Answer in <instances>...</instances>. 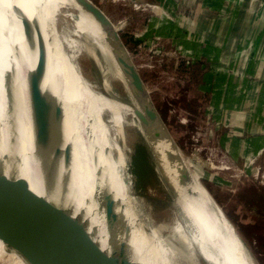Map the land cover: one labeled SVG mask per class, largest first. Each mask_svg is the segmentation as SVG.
Masks as SVG:
<instances>
[{
    "label": "bare ground",
    "instance_id": "obj_1",
    "mask_svg": "<svg viewBox=\"0 0 264 264\" xmlns=\"http://www.w3.org/2000/svg\"><path fill=\"white\" fill-rule=\"evenodd\" d=\"M64 6L76 8L85 35L90 32L86 50L94 66L95 86L81 78L59 44L56 22ZM78 7L74 0H0V163L5 173L11 176L18 170L17 176L39 196L50 176L60 181L72 177L74 198L87 228L103 249L109 243L119 246L128 264H201V258L208 264H255L232 229L217 225L219 212L205 190L192 176L188 183L176 160L168 158L171 153L180 160L169 150L172 137L157 118L146 89L113 39L96 21L88 24ZM32 74L34 86H30ZM111 78L125 84L128 99L113 92ZM31 87L43 99L35 91L32 95ZM106 112L116 138L104 120ZM128 114L136 115L157 176L181 213V219L168 227V237L151 227L143 229L148 248L144 253L112 239L104 219L107 211L120 217L129 211L121 208L128 188L120 177L126 168ZM128 222L130 228L135 226L132 218ZM0 264L28 263L0 239Z\"/></svg>",
    "mask_w": 264,
    "mask_h": 264
},
{
    "label": "rangeland",
    "instance_id": "obj_2",
    "mask_svg": "<svg viewBox=\"0 0 264 264\" xmlns=\"http://www.w3.org/2000/svg\"><path fill=\"white\" fill-rule=\"evenodd\" d=\"M87 1L110 27L128 63L141 78L146 94L148 91L156 112L174 141V152L178 154L184 168L208 194L212 206L217 208V225L232 229L254 263L264 264V185L261 182L264 177V150L249 153L241 146L236 152L227 145L229 143L226 141L229 142L235 138L234 133L241 131L232 125L243 127L245 121L240 118L235 122L227 120L231 112L228 106L222 107L220 102L229 101V86L222 90L214 86L213 77L217 68L213 62L206 61L203 53L198 57L193 53H185L189 44H192L195 48L205 49L206 52H203L208 55V59H213L211 47L202 41V37H197L194 25L178 23V18L194 17L201 10L190 7L191 2L183 5L180 0ZM224 1L229 3L226 2L228 0ZM245 1L248 5H255L256 1L264 3V0ZM230 3L241 4L239 0ZM258 7L254 11H259ZM78 9L86 15L85 21L88 24L94 23L90 15ZM204 11L202 9L201 13ZM56 29L62 50L77 66L81 78L91 87L95 86L94 66L86 50L90 32L85 35L78 10L69 6L62 7ZM244 67L242 71L240 68V71L234 73L228 68L224 73L237 74L241 79H247L251 75H248ZM234 83L238 87L235 90L241 92V100L239 108L231 114L237 112L244 115L250 108L248 95L253 87L246 81ZM110 84L119 98L128 99L122 81L111 78ZM232 94L235 95V91ZM256 108L260 114L264 113L263 104H258ZM131 117L130 114L125 115L126 168L121 170L124 177L120 175L128 188L124 195L127 202L121 208L129 211L122 216L124 218L121 217L122 222L111 217L110 220L107 215L104 219L112 239L117 237L116 240L126 241L144 253L148 248L142 237L145 235L143 229H155L164 238L168 237V227L181 219V213L175 199L157 176L155 162L143 138L142 129L135 121V115ZM104 120L116 138V130L108 112ZM247 136L246 133L239 134L237 138L244 141ZM117 184L119 187L122 185L121 182ZM73 186L72 177L62 181L53 177L43 184L40 196L46 197L53 209L70 224L93 237L83 212L77 207ZM131 218L135 225L132 228L128 222L130 220L131 223ZM201 264L208 263L201 258ZM227 264L237 263L228 261Z\"/></svg>",
    "mask_w": 264,
    "mask_h": 264
},
{
    "label": "water",
    "instance_id": "obj_3",
    "mask_svg": "<svg viewBox=\"0 0 264 264\" xmlns=\"http://www.w3.org/2000/svg\"><path fill=\"white\" fill-rule=\"evenodd\" d=\"M74 1L98 23L106 37L113 39L115 46L123 54L126 64L143 84L139 75L128 63L125 52L115 40L110 27L104 23L93 6L87 0ZM33 78L32 74L30 86H34ZM34 89L31 87V94L33 95L35 91V95L43 99ZM147 95L157 118L163 124L148 91ZM136 115L140 117L138 112ZM171 141L172 149L169 150L174 152V141L173 139ZM167 156L171 161L176 160V164L182 168L184 178L188 180V183L190 180L192 182L181 161L175 159L171 153H167ZM17 173L19 175L18 170L9 176L0 163V239L4 241L7 249L16 250L28 264H128L120 254L119 246L114 248L109 243L106 249H103L94 237L65 220L47 202L46 197L32 193L26 182L18 177ZM53 177L56 176H50L47 181ZM47 181L45 182L47 183ZM105 215L108 216V219L111 217L120 222L123 221L120 216L112 214L110 211L105 212Z\"/></svg>",
    "mask_w": 264,
    "mask_h": 264
},
{
    "label": "crops",
    "instance_id": "obj_4",
    "mask_svg": "<svg viewBox=\"0 0 264 264\" xmlns=\"http://www.w3.org/2000/svg\"><path fill=\"white\" fill-rule=\"evenodd\" d=\"M180 2L183 5L191 2L190 7L200 9L201 12L202 9L205 10L203 13L198 10V15L194 17H180L178 23L194 25L197 37H202V41L211 47L213 59H208V55L204 53L205 49L195 48L192 44H189L190 46L186 49L192 51L196 57L203 53V57L207 58L206 61H212L217 68L216 75L213 77L214 86L219 90L229 88L230 93V96H227L229 101L220 102L223 104L222 107L228 106L227 109L231 113L239 108L241 92L235 90L238 87L234 82L246 81L253 87L248 95L250 108L244 112L245 114L236 112L230 113L227 117V120L234 122L239 118L245 121L243 127L238 128L237 125H232L233 128L241 131L234 133L235 138H231L229 142L226 141L229 143L227 145L236 152L241 149V146L249 153L264 150V113L260 114L256 108L258 104L264 105V10L257 8L259 11H254L255 7L247 3L231 5L224 0H180ZM243 66H245L244 70L247 68V73L251 77L241 79L237 74L224 73V70L228 68L233 73L240 71V68L242 71ZM234 91L235 95L232 94ZM241 132L248 135L244 141L237 138L239 134L243 135Z\"/></svg>",
    "mask_w": 264,
    "mask_h": 264
},
{
    "label": "built area",
    "instance_id": "obj_5",
    "mask_svg": "<svg viewBox=\"0 0 264 264\" xmlns=\"http://www.w3.org/2000/svg\"><path fill=\"white\" fill-rule=\"evenodd\" d=\"M232 0H228L227 2H231ZM240 2H241V4L243 5V4H245V3H247V1H245V0H239ZM259 1H256V3H255V5H253L254 3H250L249 5L251 6V7H258V6H261V7H258V8H262V7H264V4L263 3H258ZM148 6H150V5H148ZM152 7V9H153V7L154 6H151ZM190 50H186L185 51V53H188V54H190V53H192V51L191 52H189Z\"/></svg>",
    "mask_w": 264,
    "mask_h": 264
}]
</instances>
